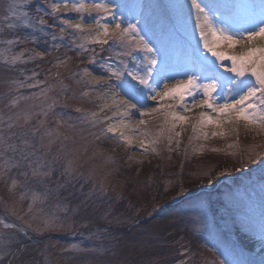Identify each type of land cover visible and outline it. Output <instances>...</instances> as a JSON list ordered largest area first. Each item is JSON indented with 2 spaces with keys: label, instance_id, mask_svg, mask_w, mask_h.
Returning <instances> with one entry per match:
<instances>
[{
  "label": "rangeland",
  "instance_id": "obj_1",
  "mask_svg": "<svg viewBox=\"0 0 264 264\" xmlns=\"http://www.w3.org/2000/svg\"><path fill=\"white\" fill-rule=\"evenodd\" d=\"M63 2L0 0V115L5 120L10 115L20 117L21 124L25 115L30 117L25 127L34 132L30 138L39 163L50 172L43 182L25 181L15 169L0 176V221L27 231V238L20 236L29 245L22 259L28 264H264V131L244 121L223 129L201 127L200 112L211 114V110L184 113L182 103L192 106L193 98L187 97L184 101L159 100V105L145 98V109L160 106L164 111L141 117L134 110L135 120L145 121L134 131L139 136L137 145L124 144L118 134L103 132L112 124L113 119L107 118L115 110L100 112L104 101L99 97L108 91L107 86L86 77L84 70L107 77L103 65L120 67V60L129 68L134 64L131 58L117 57L118 42L85 43L86 33L62 24L69 20L94 30V19L100 13H85L82 21L81 13L72 10L44 15L51 12L52 3ZM201 2L212 5L215 14L233 27H248L249 20L264 11L262 0ZM108 3L115 6L117 18L123 13L125 24L140 21L143 34L159 49L164 63L158 64L157 73H166L169 86L187 78L196 50L204 53L191 0ZM10 5H15L22 18L24 13L33 19L37 13L44 16L43 30L25 27L27 20H17ZM60 27H64L63 33ZM26 36L32 39L26 41ZM9 39L21 42L9 45ZM58 48L59 55L46 54ZM20 53L22 61L4 63L5 57ZM134 55L139 60L143 54ZM206 56L220 74L231 75L211 54ZM46 57L52 59L49 74L41 67ZM192 71L201 77L200 82H209L199 69ZM37 83L38 87L30 86ZM108 83L115 86L117 82ZM163 88L162 82L160 90ZM214 95L222 96L223 91L218 88ZM199 99L197 96L196 101ZM53 101L55 105L49 108ZM107 103L111 105L110 97ZM92 112L99 113L97 119L103 118L105 123L93 126ZM167 112L188 119L175 122L177 126L169 131L172 121L165 123ZM221 130L224 136L212 135ZM249 157H254L251 163ZM12 178L20 182L15 189L11 188ZM48 217H55L63 227L41 230ZM143 220L147 222L140 225ZM3 223L0 233L7 231ZM11 259L0 255V264Z\"/></svg>",
  "mask_w": 264,
  "mask_h": 264
},
{
  "label": "snow or ice",
  "instance_id": "obj_2",
  "mask_svg": "<svg viewBox=\"0 0 264 264\" xmlns=\"http://www.w3.org/2000/svg\"><path fill=\"white\" fill-rule=\"evenodd\" d=\"M191 7L195 12V27L199 33L204 53H199L197 49V55L186 73L187 78L179 80L171 86L165 81V72L157 73L158 64L164 63V61L158 56L159 49L143 34V30L139 27L140 21L138 19L134 22L129 20L125 24L123 13L120 18H117L115 6L109 4L108 0H103V2L64 0L63 3H52L51 12H46L44 15L55 16L61 9L72 10L81 13L82 21L85 13H100L99 18L94 19V30L91 27H85L83 23H72L69 20L62 21V24L77 32L86 33L85 43L102 46L108 44L110 39L116 41L120 48L116 52L117 57L132 59L134 68H129L125 60H120V67L110 64L103 65L108 74L107 77L92 76L87 69L84 70L86 77H91L92 81L97 84H106L107 86L108 91L99 97L104 101L100 106V112L115 108L117 111L113 113V117L118 115L130 119L131 110L139 112L141 117L151 116L154 113L163 112L164 108L157 106L145 109L143 103L145 98L153 101H157V97L160 98V101L165 99L184 101L187 97H192L191 107L182 103L180 108L184 113L195 108L211 110V114L200 112L199 126L201 127L214 125L218 129H223L224 125H236L240 121H244L246 125L264 131V11L258 17L251 18L248 27L240 28L225 24L215 14L214 7L202 3L201 0H191ZM262 8H264V0H262ZM9 10L17 20H21V22H24V19L27 20V23L24 24L25 27L31 26L36 31L43 30L42 26L47 23L44 16L39 13L34 19L28 17L27 13H24L22 18L16 14L15 5H10ZM109 20L111 23L107 22ZM37 25L41 27H37ZM9 27H15V25L10 24ZM59 30L61 33L65 31L64 27H60ZM30 39H32L31 36L24 37L26 41ZM53 39L56 37L53 36ZM20 42L15 39L6 41L9 45ZM237 46L244 48L245 51L238 55H229L224 50L235 49ZM78 47L87 50L84 44H79ZM32 51L34 52V50ZM92 51L95 52V49ZM134 53H142V58L137 60ZM206 54H211L219 66L231 75L220 74L216 66L209 63ZM35 55L41 56V53H35ZM22 58L23 53L13 55L10 59L5 57L4 63L14 65L22 61ZM225 61H230V66H225ZM93 62L94 59L90 58L89 63ZM62 63L64 62L62 61ZM192 69H199L203 78L209 82H200L201 77L197 76ZM110 80H115L116 85L108 83ZM162 82L164 88L160 90ZM30 86L38 87L39 84ZM117 87L120 91H116ZM218 88L223 91L222 96L214 95ZM43 94L46 95V91ZM83 95L87 96L88 93L85 92ZM197 96L200 97L198 102L196 101ZM109 97L112 101L111 105L107 103ZM221 100L222 103L219 102ZM54 105L55 101L49 105V108ZM157 105H159V101H157ZM168 107L170 108L171 105ZM76 111L79 112L81 109L77 108ZM98 116L97 112L90 113L93 126L97 123H105L103 118L98 120ZM113 117L107 119H113ZM23 119L24 124H21L20 117L10 115L5 120L4 116L0 115V176L11 173L15 169L16 175L23 177L25 181L31 178L43 182L50 176V172L45 165L39 163L36 146L30 138L34 132L31 128L25 127L30 117L25 115ZM164 119L165 123H168L169 120L172 121L169 129L171 131L177 126L175 122H185L188 117L176 112H167ZM139 123L144 124L145 121L141 120ZM127 127L128 125L124 123L123 119H120L118 123L109 124L102 131L111 133L113 136L119 133L121 142L130 144L131 139L126 137L123 131ZM140 134L147 135V133ZM176 135L179 136L180 133H176ZM204 135L207 138V133ZM212 135L224 136L225 132L221 130L213 132ZM155 142L157 141H153V143ZM255 155L258 156L259 153H255ZM253 158L249 157L248 162L251 163ZM236 170L240 171L241 169L237 168ZM19 183L15 178H12L11 188L15 189ZM0 223L3 222L0 221ZM58 227H63V225L58 224L55 217H48L42 221L41 230L52 231ZM3 228L7 231L0 233V255L12 257L8 264H28L22 257L27 253L29 245L20 239L22 235L27 238L26 228L14 223H3ZM73 248L80 250L79 245H73ZM221 264H225V262L221 261Z\"/></svg>",
  "mask_w": 264,
  "mask_h": 264
},
{
  "label": "bare ground",
  "instance_id": "obj_3",
  "mask_svg": "<svg viewBox=\"0 0 264 264\" xmlns=\"http://www.w3.org/2000/svg\"><path fill=\"white\" fill-rule=\"evenodd\" d=\"M224 50L230 54L242 53V51H245V49L240 47V46H237L235 49H224ZM159 100H160V98L157 97V101H159ZM195 109H199V108H195ZM110 110H115L114 112L117 111L115 108L107 109L106 111H110ZM134 115H135V111L131 110L130 119L128 117H120L117 115V116L113 117V122H112V124L118 123L120 119H123L124 123L128 125V127L123 129V131H124V135L131 139L130 145H137V143L139 141V136L134 131L139 128V125H140L139 122L140 121L135 120ZM117 134L119 135V133H117ZM138 156H140V154Z\"/></svg>",
  "mask_w": 264,
  "mask_h": 264
},
{
  "label": "trees",
  "instance_id": "obj_4",
  "mask_svg": "<svg viewBox=\"0 0 264 264\" xmlns=\"http://www.w3.org/2000/svg\"><path fill=\"white\" fill-rule=\"evenodd\" d=\"M60 50H61V48H58V49H50V50H47L48 52H46V51L45 52H46V54H49V55H55V54L56 55H59L61 53ZM51 61H52V59L50 60L49 58L46 57V58L43 59V63L41 64V67L43 68L42 70L45 73H47V74H49L50 71H51ZM146 222H147V220H143V222L140 225H143V223H146ZM123 229H125V228H123Z\"/></svg>",
  "mask_w": 264,
  "mask_h": 264
}]
</instances>
